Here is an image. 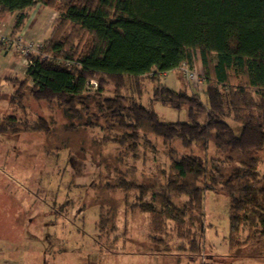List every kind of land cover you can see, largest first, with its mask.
I'll return each mask as SVG.
<instances>
[{
  "label": "trees",
  "instance_id": "trees-1",
  "mask_svg": "<svg viewBox=\"0 0 264 264\" xmlns=\"http://www.w3.org/2000/svg\"><path fill=\"white\" fill-rule=\"evenodd\" d=\"M37 3L61 15L41 53L28 55L27 77L16 79L10 105L25 109L24 99L32 97L67 119L100 126L102 142L117 143L118 163L127 167H116L117 181L108 185L126 195L139 192L129 208L149 214L155 242H167L163 233L171 221L188 244L180 249L200 251L187 209L201 213L207 190L230 196L231 249L264 237V174L253 152L264 148V0H0V18L15 14L17 32ZM196 57L206 78L205 100L162 80ZM145 79L154 84L148 105L140 101ZM92 80L98 81L96 88ZM156 102L185 109L186 119L162 121ZM54 123V117L32 122L8 114L0 117V135L49 134ZM149 132L168 146V171L158 166L162 184L137 183L127 172L129 156L160 152ZM177 142L188 151L179 153ZM210 144L223 161L206 155ZM195 146L205 154L194 152ZM146 195L151 199L144 200ZM176 197L185 198L183 206ZM113 210L101 209L99 234L111 226ZM245 228L248 236L242 240Z\"/></svg>",
  "mask_w": 264,
  "mask_h": 264
},
{
  "label": "rangeland",
  "instance_id": "rangeland-1",
  "mask_svg": "<svg viewBox=\"0 0 264 264\" xmlns=\"http://www.w3.org/2000/svg\"><path fill=\"white\" fill-rule=\"evenodd\" d=\"M60 15L59 10L37 3L17 32L15 14L0 18V44L4 45L0 50V117L15 114L32 122L40 116L46 120L54 117L55 121L49 134L26 131L0 135V264H264V237L230 248L227 193L207 190L201 213L187 209L196 223L200 251L180 249L188 244L177 235L171 221L167 233H163L167 242H155L148 228L149 214L129 208V202H136L139 192L131 189L126 195L121 188L108 185L117 181L116 167H127L118 163V144L102 142L105 132L100 126L67 119L60 109L32 97L24 99L25 109L10 105L18 87L16 79L27 77L29 60L23 51L28 49L29 55L41 53ZM195 67L202 76L198 57ZM202 77V82H191L178 69L163 74L162 80L174 89L196 92L205 100L207 84ZM94 81L97 87L98 81ZM153 85L150 79L144 80L140 101L145 105L149 104ZM154 107L162 121L186 119L185 109H172L160 102ZM149 137L160 152L147 151L145 158L141 150L140 158L129 156L131 168L127 172L137 183L162 184L165 178L158 166L168 171V146L152 132ZM176 147L179 153L188 151L178 142ZM193 150L205 154L200 147ZM253 152L264 174V148ZM206 155L221 161L225 158L213 144ZM133 164L136 171L132 170ZM230 167L225 171L229 172ZM150 199L144 196V200ZM175 200L184 205V197ZM110 207L116 211L111 215L112 224L99 234V213ZM247 236L245 228L241 239ZM115 237L119 240L113 243Z\"/></svg>",
  "mask_w": 264,
  "mask_h": 264
},
{
  "label": "built area",
  "instance_id": "built-area-1",
  "mask_svg": "<svg viewBox=\"0 0 264 264\" xmlns=\"http://www.w3.org/2000/svg\"><path fill=\"white\" fill-rule=\"evenodd\" d=\"M23 52H25L26 53V55H29V50L28 49H26L25 51H23ZM180 69H182V71H183V73H184V75H185V77L189 80V81H191V82H198V81H200V82H202V76L200 75V74H198L197 73V71H196V67H195V62H193V63H188V62H183L182 63V65H181V67H180ZM95 81L94 80H92V82H91V86L93 87V88H96V85H95ZM97 84V83H96Z\"/></svg>",
  "mask_w": 264,
  "mask_h": 264
},
{
  "label": "crops",
  "instance_id": "crops-1",
  "mask_svg": "<svg viewBox=\"0 0 264 264\" xmlns=\"http://www.w3.org/2000/svg\"><path fill=\"white\" fill-rule=\"evenodd\" d=\"M15 18V17H14ZM1 51H3V49H0Z\"/></svg>",
  "mask_w": 264,
  "mask_h": 264
}]
</instances>
